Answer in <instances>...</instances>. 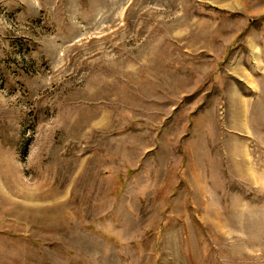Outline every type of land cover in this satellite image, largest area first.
Segmentation results:
<instances>
[{
  "label": "rangeland",
  "instance_id": "1",
  "mask_svg": "<svg viewBox=\"0 0 264 264\" xmlns=\"http://www.w3.org/2000/svg\"><path fill=\"white\" fill-rule=\"evenodd\" d=\"M0 264H264V0H0Z\"/></svg>",
  "mask_w": 264,
  "mask_h": 264
}]
</instances>
